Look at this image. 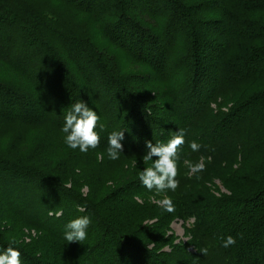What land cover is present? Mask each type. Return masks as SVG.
<instances>
[{
    "label": "trees",
    "instance_id": "obj_1",
    "mask_svg": "<svg viewBox=\"0 0 264 264\" xmlns=\"http://www.w3.org/2000/svg\"><path fill=\"white\" fill-rule=\"evenodd\" d=\"M63 1L97 16L113 40L124 47L128 43L130 50L152 63H160L173 47L181 55L180 62L183 57L193 58V80L185 88L188 98L184 103V99L163 100L161 106L149 100L161 112L153 117L152 110L127 97L116 60L105 59L97 46L76 38L75 32L58 22L56 12L32 0H0V107L3 103L20 112L14 116L0 109V131L32 120L30 114L37 112L32 102L39 94L46 101L44 87L50 84L52 100L63 105L51 107L36 121L62 132V118L71 105L88 99L87 94L100 101L95 88L101 85L106 94H116L124 108H111L112 103L103 108L100 123L105 130L100 131L96 149L82 153L66 145L74 162L82 158L97 162L103 154L102 162L109 164L108 136L116 124L118 131H124L120 156L124 163H134L139 174L151 164L142 160L146 141L167 143L175 132L187 128L190 137L178 150L179 187L157 194L135 180L110 201L100 202L84 195L76 184L69 186L66 166L59 173L0 154V237L7 239H0V253L16 240L13 246L21 252V264H264V0H160L169 10L165 21L155 9L159 0ZM135 3L140 8L136 11ZM223 23L230 35L223 33ZM200 28L213 30V37ZM156 29L172 38L170 43L162 47L149 33ZM6 31L15 34L8 39ZM221 40L222 49L211 55ZM216 59L220 62L217 84ZM46 65L48 70L38 71V66ZM75 76L83 77L84 91L74 84ZM26 90L27 97L23 96ZM167 104L169 110L180 109L174 115L179 121L163 107ZM192 141L201 145L198 151L190 148ZM189 163H203L204 168L192 173ZM136 195H142L143 202ZM165 196L175 205L173 213L152 200ZM145 212L157 221L142 228L139 222L146 218ZM81 216L91 220L87 239L82 244L68 243L60 229ZM176 218L193 219L194 251L166 233ZM33 229L36 235L26 250L20 241L24 242L26 230ZM229 235L236 243L225 248L221 237ZM165 245L172 252L162 251ZM204 248L207 255L200 252Z\"/></svg>",
    "mask_w": 264,
    "mask_h": 264
},
{
    "label": "rangeland",
    "instance_id": "obj_2",
    "mask_svg": "<svg viewBox=\"0 0 264 264\" xmlns=\"http://www.w3.org/2000/svg\"><path fill=\"white\" fill-rule=\"evenodd\" d=\"M32 1L36 2L37 4H44L48 8H50L51 11L56 12L55 14L58 22L68 27L70 31L75 32L76 38L85 39V42L89 41L90 44L97 46L102 52L101 54L104 55L105 59L109 57L114 58L119 66L118 71L120 78H122L121 82H125L123 84L126 85V92L128 94L127 97L130 98L132 102L136 101L142 106L145 105L150 110H152L153 112H150V114L153 117H160L161 115H159V113L161 114V112L159 111L158 107H156V105L151 103L149 100L158 102L159 106H161L160 102H162L163 100H169L170 102H172L173 98L184 99L185 101H183V103L186 102L188 94L185 88H187L193 80V58L191 59L190 57H183V62H180L182 59L181 55L179 54V52L176 53L173 47L170 48L169 53H164L165 55H163V57L159 59L160 63H158L157 60L155 61V63H152L148 59L143 58V56H138L139 53L137 50H130L131 48L128 43L125 42V45H127V47H124L120 44V41L113 40L109 36L108 26L105 23L103 24L102 20L97 16H94L73 5L65 3L63 0ZM157 4L158 5L155 6V9H159L158 11H156L158 13L157 15L165 21L169 10L164 9L163 2H161L160 0L159 2H157ZM215 5L216 4L213 3L211 7L215 8ZM221 6L222 4H217L218 8ZM133 7L135 11L136 9H140L138 4L136 3ZM198 8L200 7H196V9ZM149 19L150 18L148 17L147 20ZM148 26L149 25H147L146 27L148 28ZM151 27L149 26V29H151ZM223 29V33H225L226 35H230V28L227 24L223 23ZM157 30L158 29H156L155 31L150 30V32L148 30L147 31L150 33V35L155 36L157 41L161 43L162 47L170 43L172 38L164 35L161 32H158ZM192 30L195 31L196 28L194 27L192 28ZM181 31L186 32V29L181 28ZM200 32H203L204 34L206 33V36L208 35L211 38L213 37V30L211 29L200 28ZM14 34L15 33L12 31H6V37L8 39H11ZM55 37L58 36L55 35ZM179 40L180 37H177V42ZM220 42L221 46H218L216 50L210 52L211 55H217L218 51L222 49L224 41L221 40ZM0 47L2 46L0 45ZM26 49H29V47L24 49V53L27 51ZM84 57V55H81V58ZM82 63L84 64V62ZM47 66L49 65L38 66V71H45L47 69ZM31 68L34 70L33 66ZM49 68L50 71L53 70L52 67ZM214 69L216 73L215 82L217 84V73L220 70V62L217 59L214 62ZM75 77L76 78L74 80V84L77 85L79 91H84L86 89V86L83 83V77ZM96 78L101 84V78L98 76ZM50 87V84H46V87H44L46 96L48 97L46 101L41 98V94H39V98L37 100H33L31 98L27 99L28 103H31L33 100L32 103L37 108V112L35 114H30L32 120H28V122H16L15 124L10 126V129L7 132L3 133L0 131V154L14 160L17 159V161H31L43 167L44 169H56L59 173L63 170V166H66L64 168L66 169L64 170L66 172L62 173H64L68 177H71L68 181L69 186L74 183L77 185V187L80 188L81 192L84 195L89 194L91 197L94 196L93 198L98 199V201L100 202L110 201L114 196L118 194V191L122 187L129 185V183L131 184L132 181L139 180V174L136 172V168H133L134 163H130L128 165V163L123 162V159L120 156L119 159L111 160L109 164H104L102 162V160L105 159V156L103 154L98 155L97 162L89 161L87 158H82L80 161L74 162L75 158H73L71 154L69 155L68 149H66L67 147L64 142V134L62 132H58V130L46 123H37L36 121V117L40 116L41 114L45 116V114H47L50 109H52L51 107L60 108L63 105H58L55 101L52 100L53 94L51 93L52 89ZM95 89L99 93L100 101L92 100L90 95L88 94V99L84 98L83 101H85L89 108L96 111L99 116H101V111L103 110V108H105V106L107 105H110V103H112L111 108H115V106L119 107L124 104L118 101L116 94H106L103 91V87L101 85L97 86ZM24 92L25 91H23V96L27 97L29 95L28 90H26V94ZM58 95H60V91L57 96ZM127 97L126 99L128 100ZM126 99L124 101L125 103L127 101ZM1 105L2 106L0 107V109L6 110L10 115L15 116L20 113L13 108L5 106L6 104L1 103ZM127 106L129 107L130 105H128L127 103ZM122 107L124 108V106ZM163 107H167L168 113H172L173 118L176 121H179L174 115L175 112L180 111V109L177 108L176 110H169L168 104L167 106ZM51 115L55 116L53 113ZM64 117L65 116H63L62 119L65 122ZM118 117L119 116L117 114L115 115L114 119ZM104 121L105 119H102V122ZM112 127L114 131H118L116 124ZM96 131L99 133V135H101L99 128H97ZM185 132L186 135L184 139L188 140L190 137L189 130L186 128ZM67 163L68 166L65 165ZM216 183L222 190L225 191L220 181H217ZM0 198H2V195H0ZM136 199L139 202H143L144 200L142 195H136ZM161 199L163 198H152V200L156 203H158V201ZM9 205H14V208H17V205L15 203ZM23 210L25 211V213H29L27 212L28 209L23 208ZM148 212L151 213V211ZM142 214L146 218L143 219V222H139L141 223L139 227L143 228L145 227V225L153 224L157 221V218L148 216L150 214H147V212ZM192 223L193 219L176 218L172 220V222L168 226L166 233L168 235H173L175 242L190 244L192 240V233L190 230ZM64 229H62V227L60 229V234H62L63 236L65 233ZM35 235L36 231L34 229L30 231L26 230V237L24 242L20 241L22 248L30 250V248L26 244L34 239ZM0 239H2L1 241H7V239H5L4 237H0ZM163 250L172 252V248L169 245H165L162 251ZM189 250L194 251V246L192 244H190ZM100 261L105 262L106 258H102Z\"/></svg>",
    "mask_w": 264,
    "mask_h": 264
},
{
    "label": "clouds",
    "instance_id": "obj_3",
    "mask_svg": "<svg viewBox=\"0 0 264 264\" xmlns=\"http://www.w3.org/2000/svg\"><path fill=\"white\" fill-rule=\"evenodd\" d=\"M64 125L61 129L64 134L65 144L73 149H79L82 153H87L89 149H96L100 144V135L96 131L99 126L100 131L105 130V125L100 123V116L83 101L71 105L64 117ZM185 130L179 129L167 141V143H155L146 141V153L142 160L145 165L151 162L150 166L144 167L139 172V180L149 191L155 190L157 194L165 193L168 190L175 191L179 187L178 175V150L185 142ZM124 131H112L108 136L107 155L111 160L120 158L123 152ZM201 145L195 141L190 143L193 151H198ZM155 157V159H153ZM187 163V162H186ZM192 172L202 171L203 163L188 164ZM159 205L168 213L175 211L173 201L165 196L158 201ZM91 223L88 216L77 217L69 221L65 226L64 238L68 243L79 242L82 244L87 239V229ZM223 247L227 248L236 243L233 236L221 237ZM17 243L12 240L10 245L0 253V264H21V252L14 247ZM207 248L201 249L203 255H207Z\"/></svg>",
    "mask_w": 264,
    "mask_h": 264
}]
</instances>
